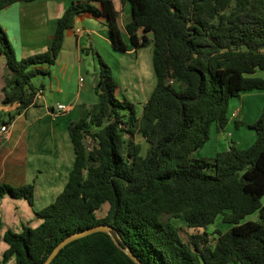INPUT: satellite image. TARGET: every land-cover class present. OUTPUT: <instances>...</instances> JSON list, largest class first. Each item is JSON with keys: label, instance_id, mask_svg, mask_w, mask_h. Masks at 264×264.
<instances>
[{"label": "trees", "instance_id": "1", "mask_svg": "<svg viewBox=\"0 0 264 264\" xmlns=\"http://www.w3.org/2000/svg\"><path fill=\"white\" fill-rule=\"evenodd\" d=\"M15 1L0 0V9ZM129 4L130 18L121 25L112 0H71L47 47L20 58L0 25V102L17 104L0 112V125L38 102L39 87L31 79L49 72L82 11L105 19L117 49H126L123 31L134 47L151 44L155 77L138 112L134 101L118 95L119 83L96 53L97 100L87 117L67 124L73 161L62 189L35 209L33 182L0 183V195L24 197L41 218L36 226L3 232L7 247L0 264L10 258L12 264H40L62 238L100 222L144 264H264V110L250 124L255 138L247 147L233 141L212 157L193 155L209 138L211 124L226 125L231 97L264 90V0ZM136 135L147 142L144 154ZM105 202V214L97 215ZM254 211L258 219L241 221ZM164 213L195 228L217 214L231 225L217 229L213 239L203 230L184 240L178 227L162 220ZM48 264L137 263L98 230L66 243Z\"/></svg>", "mask_w": 264, "mask_h": 264}, {"label": "crops", "instance_id": "2", "mask_svg": "<svg viewBox=\"0 0 264 264\" xmlns=\"http://www.w3.org/2000/svg\"><path fill=\"white\" fill-rule=\"evenodd\" d=\"M69 1L71 0H18L0 9V25L17 58L47 47L55 20ZM112 1L123 25L130 18L129 0ZM76 27L81 30L76 32ZM147 36L150 37V34L147 33ZM122 38L126 44L124 50L115 48L111 42L105 19L90 11L77 14L73 27L65 33L55 62L49 66L45 82L37 86L42 87L38 102L17 112L12 118L10 133L0 143V183L21 185L33 182L35 209L51 202L67 179L73 161L67 124L87 117L97 100L95 91L93 96L90 88L85 85V78L80 74L84 62L83 52L91 49L100 53L101 47L115 55L119 52L122 56L120 62L123 79L125 77L126 83L130 84L128 74L132 73L136 75L138 83V90L134 92L137 94L128 98L135 103L141 101L142 105L151 92L152 89L147 92L148 80L151 78L152 83L155 82V77L150 72L151 44L134 47L125 31L122 32ZM3 66L4 58L1 57L0 86ZM126 70L127 72H123ZM122 95H125L124 92ZM57 102L67 104V108L57 109ZM16 106V103L0 102V112H12ZM137 109L139 111L140 108ZM263 110L264 90L242 92L231 97L226 125L218 129L214 123L211 124L209 138L193 155L212 157L233 141L239 147H247L255 138L250 124ZM33 207L22 196L14 197L8 193L0 195V258L7 247L2 238L7 228L20 231L24 225L36 226L40 223L41 218L35 214ZM12 262L13 258H10L5 264Z\"/></svg>", "mask_w": 264, "mask_h": 264}, {"label": "rangeland", "instance_id": "3", "mask_svg": "<svg viewBox=\"0 0 264 264\" xmlns=\"http://www.w3.org/2000/svg\"><path fill=\"white\" fill-rule=\"evenodd\" d=\"M99 52H100L99 54L101 55V57L104 60H106L107 64L110 66L112 76L116 79V81L120 85V90L118 91V95L122 96V92H124V94L127 97L133 98L132 95L137 94L134 92H137L138 90V85H137L138 83L135 77L136 75H133L132 73L128 74V79H130V84L126 83L125 77L123 79L122 67H121V62H120V58L122 57L121 54L118 52V55H115L114 53L106 52L104 47H101ZM83 55H84V62L82 64L80 74L81 76L85 78L84 80L85 85L87 88H90L91 94L94 96L95 95L94 86L96 84L97 71H98L97 54L94 51H91V49H88L86 52H83ZM126 69H128V67ZM123 72H127V70ZM150 72L152 76L154 77L152 67L150 68ZM257 73L263 74V71L259 70L257 71ZM132 75L134 76V79L131 78ZM46 77H47L46 73H38L32 77L31 81L35 86H38L40 85L41 82H45ZM148 81H149V85H148L149 91L147 92H150V90L152 89L154 85V81L152 83L151 78ZM139 97H141V95ZM136 103H137L136 104L137 108H141V101H137ZM135 140H141V144H142L141 154H144L147 148V142L145 140H142L139 135L135 136ZM262 201L264 203V197L262 198ZM107 207H108V203L105 202L99 209L96 210L97 215L99 216L104 215L107 210ZM258 218H259L258 211H254L252 213L247 214L245 217H243L241 221H245L247 219L256 220ZM162 220L164 222H171L174 226L178 227L181 237L184 240L189 239L191 233H195L196 231L201 232L203 230H206L209 233L208 237L210 239H213V236L216 234L217 229L224 231L231 225L230 222L224 221L222 219V214H217L214 221L208 224L206 227H199V228L190 227L186 225L183 219L170 216L166 213L162 215ZM3 264H5V262ZM228 264H233V263L230 262Z\"/></svg>", "mask_w": 264, "mask_h": 264}, {"label": "water", "instance_id": "4", "mask_svg": "<svg viewBox=\"0 0 264 264\" xmlns=\"http://www.w3.org/2000/svg\"><path fill=\"white\" fill-rule=\"evenodd\" d=\"M105 231L107 233L110 234V236L112 237L113 241L125 252L127 253V255L129 257H131L137 264H144L143 262H141V260L135 256L131 250L129 248H127L126 246H122L120 245V243L118 242V240L116 239V237L112 234L111 232V226L107 223H97L95 225L86 227L82 230H78L75 231L73 233H70L69 235L65 236L64 238H62L59 242H57L54 247L51 249V251L47 254V256L45 257V259L40 263V264H48L51 259L55 256V254L59 251L60 248H62L66 243H68L69 241L81 237L83 235L89 234L91 232L94 231Z\"/></svg>", "mask_w": 264, "mask_h": 264}, {"label": "built area", "instance_id": "5", "mask_svg": "<svg viewBox=\"0 0 264 264\" xmlns=\"http://www.w3.org/2000/svg\"><path fill=\"white\" fill-rule=\"evenodd\" d=\"M80 30L81 29L79 27L75 28L76 32H79ZM81 80H82V77L79 78L80 84H81ZM41 94H42V87H39L36 90L35 99L38 100L39 97L41 96ZM56 106H57V109H65V108H67V104L62 103V102H57ZM9 133H10V124H7V123L1 124L0 125V141H2L4 138H6L9 135ZM87 143L89 144L88 145L89 147L93 143V141H92L90 136H87Z\"/></svg>", "mask_w": 264, "mask_h": 264}]
</instances>
